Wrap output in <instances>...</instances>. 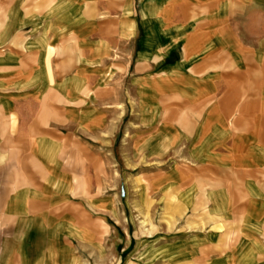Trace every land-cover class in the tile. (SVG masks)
I'll return each instance as SVG.
<instances>
[{
	"label": "crops",
	"instance_id": "crops-1",
	"mask_svg": "<svg viewBox=\"0 0 264 264\" xmlns=\"http://www.w3.org/2000/svg\"><path fill=\"white\" fill-rule=\"evenodd\" d=\"M0 264H264V0H0Z\"/></svg>",
	"mask_w": 264,
	"mask_h": 264
}]
</instances>
